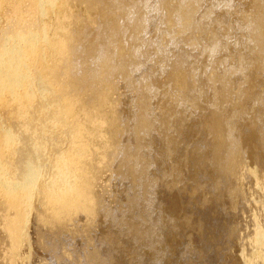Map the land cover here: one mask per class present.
Listing matches in <instances>:
<instances>
[{
	"label": "bare ground",
	"instance_id": "bare-ground-1",
	"mask_svg": "<svg viewBox=\"0 0 264 264\" xmlns=\"http://www.w3.org/2000/svg\"><path fill=\"white\" fill-rule=\"evenodd\" d=\"M70 1L72 0H0V217L4 220L0 225V247L6 248L5 258L2 257L4 260L0 264H15L29 244L30 235L35 244L54 259L55 264H163L165 258L168 261L172 257L170 255H173L168 245L164 244V235L166 231L175 232L179 227L173 223L171 214L156 209L150 191L157 185H148L147 178L145 179V170L151 159L143 160L139 156V147L143 144L140 139L143 142L150 137L154 118H150V113L145 110L146 98L141 99L142 105H139L138 112L132 121H128L122 119L117 104L113 105L109 97L113 79L120 76L127 80L137 68L142 48L139 36L146 31L150 18L148 0H74L97 12L96 19L92 20L90 16V19L85 20L80 15L66 14ZM202 1L154 0L151 11L163 15L166 10L174 12L173 16L164 19L168 29L176 25L182 31L194 27L195 30H201L195 32L209 33L213 43L207 49L215 53L226 48V40L219 36L218 31L212 30L211 33L208 23L214 13L212 11L226 8L229 12L236 13L234 15L238 21L235 29L240 31L239 43L243 50L247 49V53L254 56L256 62H261L264 54V0H250L252 10L246 13L241 7L233 9L232 0H211L210 11L204 16L202 14L201 22H197L196 9ZM25 6L28 18L21 15ZM71 26L74 28L71 29ZM231 27L228 30L232 33ZM125 36L132 45L137 44L133 50L123 49L121 39ZM189 41L192 44L200 42L195 35L190 36ZM253 59L240 55L232 68L227 70L244 72ZM225 63L223 65L226 66ZM260 64L263 66V62ZM190 83L182 93L186 100L195 93L189 90ZM234 90L236 89L233 88ZM198 93L200 95L201 92ZM227 119L219 123L217 130L213 129L215 133L212 131L218 136V140L221 139L214 146L211 144V158L205 164L206 169L209 168L212 174H216L214 177H217V182L212 180L210 185L216 197L222 193L227 180L238 177L237 168L242 163L238 131L231 128L230 119ZM233 125L235 126L234 122ZM128 128L131 130L129 133L132 134V140H126L127 144H123L117 136ZM93 138H99L101 142L93 145ZM257 140L254 152L264 158V135L260 133ZM196 151V154H204L205 147H198ZM260 157L256 155L255 160ZM116 165L123 169L118 172L120 179L130 181L123 191L125 202L122 209L120 206L117 208V201L114 206H109L103 196L95 193L97 189H93L92 185L100 171H110ZM246 175L256 177L252 170ZM194 184L197 185V182ZM218 201L217 198L208 200L207 211L200 213L196 220L193 219L192 239L195 237L196 245L190 248L193 240L189 237L187 241L182 239L183 247L172 264H224L220 249L226 246L223 242H228L229 238L223 231V238L217 235L218 232L212 234L214 229L217 230L218 222H210L208 219L212 207ZM222 215L223 212H220L216 217L221 219ZM97 217L108 226V230L97 235L98 237L91 235L93 222ZM72 229L81 237L74 239V244L81 240L78 248V244L74 247L70 245L71 248L67 244ZM252 236L256 258L259 260L264 250V227H257ZM123 238H127L128 242L123 241ZM30 242L32 243L31 240ZM32 245L29 244L31 247ZM140 247L152 251L154 259L148 262L141 260L138 253ZM67 248L72 250L69 252ZM125 251H128L129 258L123 257Z\"/></svg>",
	"mask_w": 264,
	"mask_h": 264
},
{
	"label": "rangeland",
	"instance_id": "rangeland-1",
	"mask_svg": "<svg viewBox=\"0 0 264 264\" xmlns=\"http://www.w3.org/2000/svg\"><path fill=\"white\" fill-rule=\"evenodd\" d=\"M203 1L202 3L199 2L197 5L198 6L196 9V21L197 22H201L203 16L205 14H208V12L210 11L209 5L211 4V0H203ZM232 1H231L232 2L231 6L233 9L235 7L236 8L241 7L240 9H243L244 13L248 12V10L249 12L252 10L250 6L252 5V1L250 2V0L249 1L248 0H244V1L243 0H232ZM74 2L76 1L72 0L69 2L66 14L69 13V14H74L78 16L80 15L81 18L83 17V19L85 18L90 19V17H91V20L96 19V16L98 14L95 10L90 9L89 7L86 8L87 5H85L84 3L82 4L81 2H76L74 5ZM152 4L154 5V0H148L147 6H149L150 9L147 8V10L148 12H150V18H149V24L147 25L146 31L144 30L143 32H141L139 36V42L141 43L142 48L139 51L141 54V57H138L137 59V62H138L137 68L136 70L134 69L131 72L129 79L127 80L123 79L120 76H116L113 79V89L111 93H109V97L113 105L117 104V107L119 108L118 109L119 113H121L120 115L123 117L122 119L128 120V121L133 120L132 119L133 116L138 112L140 108L139 105L140 106L142 105L141 99L146 98L144 100V102H147V103H144L146 104L145 110L148 113H150L149 114L150 118H154L153 121L155 123H154V127L152 131H150V137L148 136L147 138H145L146 140L144 139L143 142H142L143 139L142 138L140 139L141 140L140 143H143V144L141 147H139V156L143 160H145V158L151 159L150 162L148 163V166H149L148 169L145 170V174H146L145 179L147 178L146 181L148 182V185H151V183L153 185L154 184L157 185V187H153L150 191L151 198L152 200H154V205L156 206V209L158 208L160 209V211H163V213L171 214V216L174 218L173 223L176 226L178 225L179 227V228L177 227L178 230H176L175 232L168 233V231H166V234L164 235L163 240L166 241V243L164 244L168 245L167 247L170 249V253H172L173 255H170L172 257L168 261H167V258H165V261L163 262V264H172L175 262L176 258L179 255L178 252L183 247L182 239L184 241H187L188 237L192 239L193 235H192L191 227L194 224L196 217L200 213L205 212V210L207 211L208 200L210 201L212 200V198H217L219 200L217 204H215L212 207L214 211L213 210L211 211L212 212L211 216L209 215L210 218H208L210 222L212 221L218 222L217 230L214 229L212 231V234L218 232L217 235L221 236L223 235L221 233L223 231V233H225L227 237L229 238L228 242H223L224 244H226V246H223L221 247L222 249H220L221 250L220 252H222L223 258H224L223 263L224 264H264V250L262 251L263 256L259 258L258 260L256 258V252H255L256 248L253 243L254 237L252 236L253 231L257 227H261V228L264 227V207H263L264 206V176H263L264 175V158L256 154V151L254 152L255 144L257 143L256 141H258L257 137L259 139L260 133L264 135V95H263L264 94V67H263L264 66V61H263L264 54L262 53L263 59L261 58L262 59L261 62H256L253 59L254 56L252 57L251 55L247 53L248 52L247 49L244 48L245 50H243V46H241L239 43L241 39L240 31L238 32V30L235 29L237 27L236 23L238 21L237 16L234 15L236 13H231L226 8H222V9L216 8L215 11H212L214 13L211 12L212 15L210 14L211 15L209 19L210 21L208 23L210 26L209 28L210 32L212 33V30L214 32L218 31L219 36L222 39L225 38L224 40H226V46H225L226 48H223V50L225 49L224 51L220 49L219 51H217L218 53L217 52L211 53L209 51V48L211 47L213 42L211 41V37L209 33L200 34V32H195V31H201V30H195L194 27L193 29L190 28L186 30L187 31L186 32V31H182L176 25H173V27H170L168 29V26L165 20L167 17L173 16L174 12H172V10H170L169 12L168 10H166L164 15L156 14L155 12L151 11V8L153 7ZM87 11H89V13H87ZM82 12L85 14H83ZM215 12L217 15L215 14ZM202 14L203 16H201ZM21 15L24 18L29 17L28 13L26 12V6L24 10L22 11ZM222 15L224 17H222ZM154 17L157 19H155ZM223 18L228 19V20H224ZM52 20L54 21V17H52ZM221 20L222 21L224 20L225 22L223 21L222 23ZM216 21L219 23H217ZM230 27L233 28L232 33L231 31L228 30L230 29ZM70 28L73 29L74 27L71 26ZM192 35L198 36V41H200L198 44H192L189 41V37ZM237 35L238 36L240 35V37H237ZM121 40H122L124 50L130 49V48L133 50L135 46L137 45V44L132 45L129 41H127V36H125V38L124 39L122 38ZM231 40H233L234 42ZM229 41L231 42L229 43ZM124 45H125V48H124ZM207 47L209 48L207 49ZM236 55L238 56L242 55L243 57H248V58L253 59L249 63V64H252L253 66L248 64L246 71L240 72L242 75L236 71L235 72L230 71L231 73L228 72V70L232 68V65H234L235 62H237L238 56ZM214 58H216V60ZM224 60H227V61H224ZM252 61L254 63H252ZM223 62L224 63L226 62L225 63L226 66L223 65L224 64ZM262 62H263V66H261L260 64ZM224 66L226 67V69H224L225 68ZM170 67L173 68L172 69L174 70L173 73ZM163 70H164V73H161L163 72ZM177 70H179L180 72ZM166 72H170L171 74L168 75L169 73H166ZM174 73L176 74V76ZM233 73L234 74L236 73V74L234 75ZM171 76H173L174 78ZM188 76L189 77L191 76V78H189ZM185 77L187 78V80ZM167 78H169L168 79L169 81L167 80ZM189 82H191L190 83L191 85H189V90L191 91V93L194 91L195 93L192 94L193 97L191 98L189 97L188 98L189 100L188 99L186 100L185 97L184 98L182 97V93L184 89L188 87ZM146 83H148L147 86H146ZM178 84L179 85L182 84V85L178 87ZM136 86L140 88H136ZM141 86L143 87L141 88ZM225 86H226V89H225ZM153 87L155 89H153ZM233 88L236 90L233 91ZM197 92H201L200 95L199 93L197 94ZM86 97L84 96V98ZM112 103L109 102V104H112ZM181 104L183 106H181ZM147 105H148L149 110L146 109ZM187 106H190V107L187 109ZM182 107H184L186 110ZM184 113L185 114L187 113V114L185 115ZM185 117L186 118L188 117V118L186 119ZM230 117H232V119ZM226 118L230 119L231 128L232 129L235 128L233 130L238 131L237 137L239 140H241L239 146H241L242 163L238 166L239 168H237L238 177L236 179L230 178L229 180H227V183H225L223 190H221L222 193L219 195V197H216V195H214V192L210 189V185H212L213 182H217V179H216L217 177H214L216 174L214 173L212 174V171H210L209 168L206 169L205 164H208V159L211 158L210 156L211 148H212L211 144L212 146H214L216 141H220L221 139L220 138L218 140L217 138L218 136L214 134L215 132L213 131V129L217 130L219 123L222 122L223 120H226ZM233 118L235 119L233 120ZM233 122L235 126L233 125ZM156 123H157V126H155ZM159 123H160V126H159ZM129 132L131 133V130H129V128L125 129L124 132L121 133V135L117 136L118 140L120 142L122 141L123 144H127L126 140L127 141L132 140V134H130ZM215 135L216 137H214ZM91 141H93L92 142L93 145H97L99 144V142H101V139L93 138ZM251 145H254L253 146L254 149ZM198 147L199 148L205 147L204 154H201V155L196 154L197 153L196 150ZM256 155L260 157L258 158L257 161L255 160ZM113 168L110 169V171H108L107 169H105L104 171H100L99 176L94 180V182H92V185H93V189L95 190L97 189L96 191L94 190L95 193L97 195L103 196L105 201H107L106 203L110 204L109 206L111 205L114 206V203H116L117 201L118 203L117 208L120 206V209H122L123 208L122 206L125 202V195L123 196V191L130 184L129 183L130 181L120 179L118 172L123 170L122 168H118L117 165L116 167L114 166ZM251 170L255 171L256 177H253V176L250 177L246 175L247 172L248 171L250 172ZM147 172H148V175H147ZM204 172L206 176L203 175ZM197 174L198 175L202 174V175L200 177ZM195 177L196 178L199 177V179H195ZM194 182L195 183L197 182V185L194 184ZM179 192L181 194H179ZM155 203L158 205H156ZM201 209H203L204 211ZM220 212H223L224 214L222 215L221 219L217 218ZM3 221H4L3 218L0 217V225H2ZM102 222L103 220L100 219V217H97L94 220L93 229L91 232V235L93 234L92 236H95V235L100 236L102 235V233L108 230V226H106V224ZM71 224H70V228H71ZM254 225H256V227ZM229 229L233 231L232 232L233 234L230 233ZM0 233L2 234V232ZM229 233L231 236L229 235ZM68 236L69 237L71 236V238L67 239L69 243L73 242L72 244L67 243L68 247L70 245L71 246L73 245L72 247H74V245L76 246L77 244H78L77 248L80 247L81 240H79V242L75 241V244H74V239L77 240V238L79 239L80 237L78 233H76L72 229ZM30 240L32 241V243L30 242ZM127 240H128L127 238L126 240L125 238H123V241L126 242ZM192 240L193 241L190 243V248H193L196 245L195 237ZM28 243L30 245L33 244L32 247L29 246V244L26 245V247L23 249L21 253L20 259L16 262L17 264H52V263L55 264L54 259H51V257L46 251H44L43 249H40L37 246V244H35V241L32 235H30V239ZM123 246H125V244ZM70 248H67L69 252L72 250ZM74 249H76V247ZM5 253H6V248L0 247V261L1 262H3L5 258ZM125 253L122 254L123 257L129 258V256L127 255L128 251L127 252L125 251ZM138 253H139L141 260L143 261L148 262L154 259V256L151 254L152 251L151 252L149 250L147 251L143 247L139 248ZM218 263L219 262H214V264H218Z\"/></svg>",
	"mask_w": 264,
	"mask_h": 264
}]
</instances>
